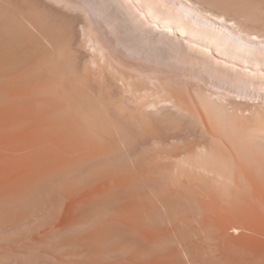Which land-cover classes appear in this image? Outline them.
<instances>
[{"label":"bare ground","instance_id":"6f19581e","mask_svg":"<svg viewBox=\"0 0 264 264\" xmlns=\"http://www.w3.org/2000/svg\"><path fill=\"white\" fill-rule=\"evenodd\" d=\"M63 1L0 0V264H264V105L139 94ZM91 1L127 54L264 90L262 0Z\"/></svg>","mask_w":264,"mask_h":264},{"label":"rangeland","instance_id":"374dc122","mask_svg":"<svg viewBox=\"0 0 264 264\" xmlns=\"http://www.w3.org/2000/svg\"><path fill=\"white\" fill-rule=\"evenodd\" d=\"M52 1H54L55 3H60V2H62L63 0H59V2L57 1V0H52ZM70 2H71V4L72 3H74L76 6L75 7H77V8H74V4H72V8L73 9H76V11H77V9L79 10V9H82V10H79L80 12H76L77 14H79V15H81V16H83V17H85L86 15H88V17L87 18H84V20L86 21L85 23H87L86 25H87V27H88V29H89V27H90V29H89V31L90 32H92V33H94L93 34V36L92 35H89V36H91V38H92V40L90 41V39L91 38H89V37H86L85 39H86V44H87V46L90 44V46H88V48H87V51H89L90 53H91V51L93 52V51H95V52H93L92 54H96V57H95V59H103L104 57H105V61L104 60H102L101 59V63H105V62H108L109 61V59H110V61H109V63L111 62V64H115V65H112L113 67H114V71L111 69V71H113L114 72V74H116V71H118L117 70V68L118 69H120L119 70V72H121V69L123 70H126L127 68H130V69H127L126 71H127V75H128V71L129 72H131V74L129 73V75H131L130 76V78H132V75H133V77L136 75V79L137 80H135V78L133 79V81L134 82H132L131 80V83H132V85L135 83V82H137L136 84H134L132 87H136V88H141V85H139V83L140 82H142L143 84H145L146 83V80H147V82L149 83H146V84H148V85H151L150 87H148V85H144L147 89H146V91L147 92H154L155 91V93H157L158 91H159V89H160V86H158V80L160 81V82H165L166 83V81H164V80H167V77H169L168 79L170 80V78L173 76V79H174V81H172L171 80V82H172V85L171 86H173V85H175L176 83H179V84H176V86H179L180 88H175V86H174V88H175V92L177 91L176 89H179L182 93H184L185 92V89L187 88V90L186 91H189L190 92V94H189V92H188V95L186 94V93H184L185 95H187V99H192L193 100V98H194V100H193V103H194V101H196V103H197V101L199 100L197 97H196V95L198 96V94L199 95H201L200 93H202V95L205 93H209L210 95H213L214 97H217L218 95H221V96H224L225 98H228V99H232V100H236L237 99V103H247V102H249V101H247V100H250V99H252L251 100V102H249V103H255V104H257L258 103V105L259 104H263L264 105V90H262V89H249V87H247L246 85H241V86H239L238 85V87H237V85L235 84L234 85V83L232 84L230 81H228V80H224L223 78H221L218 74H214V72L212 73L211 71H210V69H208V68H206V67H204L202 64H200V63H195V62H192L190 59H189V57H188V55H186V53H184V52H181V51H178V49L177 50H173L172 51V49L171 48H169V46L166 44H164L163 43V45H161L162 44V42H159V44L156 46L157 48H155V52L156 51H159L160 53H163L162 54V56H165V59H162V60H159V61H157V59H154V57L151 59H149V60H146V59H148V57L146 58V57H144V59L146 60V61H143L144 59H142L141 60V58L142 57H140L139 59H138V57H136L133 53H129V54H127L128 52L125 50V48L123 47V46H120L121 45V43L118 41V35H117V33L116 32H114L113 31V29H112V27L110 26V23H109V20H108V18L106 17V16H104V19H103V17H102V14L101 13H99V11H98V9H97V7H95V6H92L93 5V3H92V1L91 0H69ZM86 1V2H85ZM222 2H224V1H226V0H221ZM227 1H229V0H227ZM231 1V0H230ZM229 1V2H230ZM237 1V0H236ZM239 1V0H238ZM254 2H252V1H250L249 0V2H252V3H248V5L249 4H251L252 6L255 4L256 5V2H258L259 4L258 5H260L261 4V2H259L260 0H253ZM256 1V2H255ZM64 2V1H63ZM218 2H220V1H218ZM232 2H235V1H232ZM243 1H241V4H238V3H240V2H238L237 4L238 5H240V7H244V8H246L244 5H245V3L243 4L242 3ZM246 3L248 2V0H246L245 1ZM264 2V0H262V4H264L263 3ZM84 3V4H83ZM91 3V4H90ZM254 3V4H253ZM242 5V6H241ZM251 5H249V6H251ZM82 7V8H81ZM86 7V8H85ZM255 8H256V6H254ZM261 7H264V5H261V6H259V8H261ZM84 8V9H83ZM97 10H96V9ZM248 9H249V7H247ZM250 8H252V10H253V7H250ZM257 8H258V6H257ZM256 8V9H257ZM258 8V9H259ZM248 9H246V11H248ZM83 10H85V12L83 11ZM242 10H244L243 8H242ZM251 10V11H252ZM261 10V9H260ZM260 10H258V11H260ZM264 10V9H263ZM82 11V12H81ZM98 11V12H97ZM254 11V10H253ZM259 13V12H258ZM257 12H256V14L257 15H259L260 16V14L262 13H259L258 14ZM264 13V12H263ZM262 13V14H263ZM84 14V15H83ZM100 14V15H99ZM262 14H261V16H262ZM259 16H257L258 18H259ZM260 16V17H261ZM264 16V15H263ZM90 20H89V19ZM105 18H107V19H105ZM263 19H264V17H262ZM262 18H260V19H262ZM262 19V20H263ZM89 20V21H88ZM89 22H90V24H92V26L89 24ZM106 23V24H105ZM109 24V25H108ZM108 25V26H107ZM94 29H93V28ZM111 27V28H110ZM111 29V30H110ZM94 30H95V32H94ZM111 31V32H110ZM94 35H96L97 37L95 38V36ZM114 35V36H113ZM88 36V35H87ZM93 37L95 38V40H93ZM87 38H89V41H88V39ZM99 38V39H98ZM97 40V41H96ZM98 40H99V42H98ZM88 41V42H87ZM92 41H93V43H92ZM97 43V45H96V43ZM101 42V43H100ZM94 43H95V45L96 46H98V44L100 45V46H98V48H99V52H96L97 50H98V48H96V46H94ZM161 43V44H160ZM93 44V45H92ZM101 44H102V46H103V49H102V46H101ZM91 45H92V47H91ZM86 46V45H85ZM86 46V47H87ZM152 46V45H151ZM168 46V47H167ZM93 47H95V48H93ZM101 47V48H100ZM93 50H92V49ZM90 49V50H89ZM95 49V50H94ZM97 49V50H96ZM102 49V50H101ZM103 50L107 53H103ZM107 50L109 51V52H107ZM101 51H102V53H101ZM89 52H87V53H89ZM113 55H112V54ZM92 54H90V56L92 55ZM99 54V55H98ZM101 54V55H100ZM105 54V55H104ZM111 55V57L113 58V60H112V58L110 57V55ZM150 54V53H149ZM168 54V55H167ZM151 55V54H150ZM172 55V56H171ZM93 56V55H92ZM104 56V57H103ZM127 56V57H126ZM94 57V56H93ZM108 59H107V58ZM118 58V59H117ZM107 59V60H106ZM116 59V60H115ZM119 59H122V60H120V62L119 61H117V60H119ZM175 59V60H174ZM152 60V61H151ZM154 60H156V61H154ZM169 60V61H168ZM103 61V62H102ZM99 62V63H100ZM116 62H117V64H116ZM125 62V63H124ZM100 63V64H101ZM124 64V65H122V64ZM134 65H136V66H133V64ZM151 63V64H150ZM130 64V65H129ZM157 64V65H156ZM195 64V65H194ZM200 64V65H199ZM105 65H107V67H109L108 65H110V64H105ZM105 65H104V67H105ZM122 65V66H121ZM147 65H149L148 67H147ZM188 65V66H187ZM191 65V66H190ZM111 66V67H112ZM119 66V67H118ZM139 66V67H138ZM144 66V67H143ZM196 66H198V67H196ZM134 67V68H133ZM138 69H137V68ZM151 69H150V68ZM172 67V68H171ZM175 67V68H174ZM204 67V68H203ZM115 68H116V71H115ZM126 68V69H125ZM147 70H146V69ZM154 68H157V69H154ZM133 69V70H132ZM136 69V71H134ZM141 69H143V70H141ZM153 69V70H152ZM138 70V71H137ZM142 71V72H139V71ZM126 71H122L123 72V74H125V76H127L126 75ZM148 71H152V72H148ZM157 71V72H156ZM160 71H162V76H160V77H158L157 76V78H158V80L157 79H155L154 78V75L153 74H155V72L156 73H158L159 72V74L161 75V72ZM119 72H117V73H119ZM144 72V73H143ZM147 72V73H146ZM154 72V73H153ZM151 73V74H150ZM121 74V73H120ZM119 74V75H120ZM122 74V76H124ZM135 74V75H134ZM143 74H149V76L152 78V79H154V80H152V81H150L149 79H150V77L149 76H147V75H144L145 76V78H146V76H147V79L145 80V78H142L143 77ZM128 75V76H129ZM139 75V76H138ZM157 74H155V76H156ZM167 77H166V76ZM210 75V76H209ZM124 76V77H125ZM127 76V77H128ZM165 76V77H164ZM177 78H176V77ZM214 76V77H213ZM163 77V78H162ZM130 78H128V82H129V79ZM138 78L139 79H141V80H139L138 81ZM149 78V79H148ZM166 78V79H165ZM163 79V80H162ZM172 79V78H171ZM150 82H149V81ZM176 80V81H175ZM179 80H180V82H179ZM188 80V81H187ZM190 80V81H189ZM144 81V82H143ZM139 82V83H138ZM154 82H156L157 83V85L154 83ZM171 82H167V83H171ZM175 82V83H174ZM181 82H183V84L181 83ZM185 82V83H184ZM186 82H188V84H186ZM223 82V83H222ZM141 83V84H142ZM151 83V84H150ZM198 84V85H197ZM228 84H229V86H228ZM245 84V83H244ZM136 85H138V86H136ZM153 85V86H152ZM157 87H156V86ZM159 85H163L162 83L161 84H159ZM166 84H164V86H165ZM170 85V84H169ZM183 85V86H182ZM155 86V88L153 89L152 87H154ZM181 86H182V89H181ZM186 86V88L184 89V87ZM195 86V87H194ZM244 86V87H243ZM159 87V88H158ZM199 87H200V89H199ZM206 87V88H205ZM135 88V89H136ZM150 88H151V90H150ZM158 88V89H157ZM167 89L168 88H170L169 90H167V92H169L170 90H173V89H171V87H169V86H167L166 87ZM215 90H214V89ZM228 88H229V90H228ZM236 90H235V89ZM134 89V90H135ZM142 89H144V87L143 88H141V91H142ZM158 91H157V90ZM163 89V88H162ZM164 89H165V87H164ZM163 89V90H164ZM208 89V90H207ZM213 89V90H212ZM239 89V90H238ZM179 90H178V92H179ZM204 90V91H203ZM217 90V91H216ZM221 90H222V92H221ZM249 90H251V91H249ZM138 91V90H137ZM139 92V94L140 93H143L144 94V92L142 91V92ZM145 91V90H144ZM193 91H195V93L193 92ZM199 93H198V92ZM214 93H213V92ZM247 91H249V92H247ZM163 92H165V91H162V95H163ZM193 92V94L195 95H192L191 93ZM204 92V93H203ZM146 93V92H145ZM159 93V92H158ZM157 93V94H158ZM166 93V92H165ZM164 93V96L166 95V94H168V93H166L165 94ZM151 94V93H150ZM160 94H161V89H160ZM228 94H229V96H228ZM253 94V95H252ZM145 95V94H144ZM146 95L149 97L150 95H149V93H146ZM162 95H159V96H162ZM169 95V94H168ZM185 95H183V96H185ZM227 97H226V96ZM231 95H232V97H231ZM151 96H152V94H151ZM157 96V95H156ZM155 96V97H156ZM191 96V97H190ZM192 96H194V97H192ZM154 96H152L151 98H153ZM158 97V96H157ZM166 97V96H165ZM240 97V98H239ZM242 97V98H241ZM248 97V98H247ZM252 97V98H251ZM167 98V97H166ZM154 99H157V98H154ZM160 99V97H158V99L156 100V101H158ZM162 99V98H161ZM242 99V100H241ZM238 100L240 101V102H238ZM244 100V102H242ZM262 101V102H261ZM234 102H236V101H234ZM199 103V102H198ZM200 104V103H199ZM199 104H195V106H197V110L199 111V109H200V106L198 107V105ZM194 105V104H193ZM193 108V107H192ZM195 108V107H194ZM201 108H202V105H201ZM195 110V109H194ZM200 110H202V109H200ZM179 144V143H178ZM173 148V147H172ZM175 148V147H174ZM174 148H173V150H174ZM169 149H171V148H169ZM168 149V150H169ZM176 149H178V148H176ZM170 151V150H169ZM176 153H178V155H179V151H176ZM179 158V157H178ZM170 168H172V165L170 166ZM172 170H173V168H172ZM170 172H172V174L171 175H173V171H170Z\"/></svg>","mask_w":264,"mask_h":264}]
</instances>
